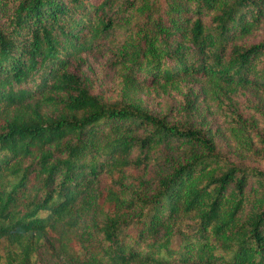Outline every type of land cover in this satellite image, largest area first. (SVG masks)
<instances>
[{
  "label": "trees",
  "instance_id": "obj_1",
  "mask_svg": "<svg viewBox=\"0 0 264 264\" xmlns=\"http://www.w3.org/2000/svg\"><path fill=\"white\" fill-rule=\"evenodd\" d=\"M262 24L264 0H0V260L264 264V136L236 98L264 96ZM104 48L125 89L199 84L228 127L189 93L176 121L106 100Z\"/></svg>",
  "mask_w": 264,
  "mask_h": 264
},
{
  "label": "rangeland",
  "instance_id": "obj_2",
  "mask_svg": "<svg viewBox=\"0 0 264 264\" xmlns=\"http://www.w3.org/2000/svg\"><path fill=\"white\" fill-rule=\"evenodd\" d=\"M264 37V24L256 33L254 39ZM85 67L87 75L91 81L92 90L103 96L109 101H120L126 97H136L144 106L155 113L167 114L170 121H176L181 114V107L186 102L187 93L193 101V108L200 107L199 113H202L205 124L217 127H228L226 122L220 117L219 109L216 103L203 93V89L199 84H193V92L190 85L182 83V85L172 87H155L149 89H140L137 87H124V77L120 73L119 67L115 65L116 58L112 50L105 49L96 53H91L88 57ZM128 89V91H127ZM127 91V92H126ZM237 102L241 112L247 116L253 117L258 123V131L264 136V96L254 95L250 91H241L236 94ZM200 118V116H199ZM203 120V119H202ZM219 142V137H217ZM256 147L264 153V145L256 142ZM253 162L258 163L256 155L250 157ZM4 252V249L2 250ZM0 264H6L5 260H0ZM40 264H65L58 262L51 256L43 258Z\"/></svg>",
  "mask_w": 264,
  "mask_h": 264
}]
</instances>
